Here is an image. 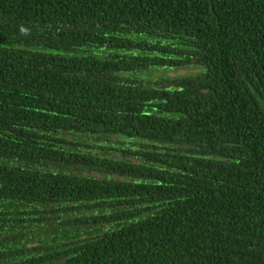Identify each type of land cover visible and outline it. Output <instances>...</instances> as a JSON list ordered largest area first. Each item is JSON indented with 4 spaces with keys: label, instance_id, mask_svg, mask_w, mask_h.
Here are the masks:
<instances>
[{
    "label": "trees",
    "instance_id": "1",
    "mask_svg": "<svg viewBox=\"0 0 264 264\" xmlns=\"http://www.w3.org/2000/svg\"><path fill=\"white\" fill-rule=\"evenodd\" d=\"M0 264H264V0H0Z\"/></svg>",
    "mask_w": 264,
    "mask_h": 264
},
{
    "label": "rangeland",
    "instance_id": "2",
    "mask_svg": "<svg viewBox=\"0 0 264 264\" xmlns=\"http://www.w3.org/2000/svg\"><path fill=\"white\" fill-rule=\"evenodd\" d=\"M193 72V70H189V71H184V70H181V71H157V72H154V73H152L149 77L150 78H154V77H156V76H164V75H168V74H170V75H173V74H176V73H178V74H182V75H184V74H187V73H192ZM141 78H148V76H142ZM115 147H118L117 145H114Z\"/></svg>",
    "mask_w": 264,
    "mask_h": 264
}]
</instances>
